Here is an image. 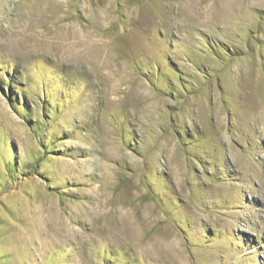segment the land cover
Segmentation results:
<instances>
[{
  "label": "rangeland",
  "instance_id": "obj_1",
  "mask_svg": "<svg viewBox=\"0 0 264 264\" xmlns=\"http://www.w3.org/2000/svg\"><path fill=\"white\" fill-rule=\"evenodd\" d=\"M0 264H264V0H0Z\"/></svg>",
  "mask_w": 264,
  "mask_h": 264
},
{
  "label": "trees",
  "instance_id": "obj_2",
  "mask_svg": "<svg viewBox=\"0 0 264 264\" xmlns=\"http://www.w3.org/2000/svg\"><path fill=\"white\" fill-rule=\"evenodd\" d=\"M15 102H17V101L15 100ZM10 103H11V101H10ZM12 104H13V102H12ZM12 104H11V105H12ZM13 107H14V106H13ZM31 128L33 129V127H31ZM13 167H14V166H13ZM14 169H15V167H14ZM29 174H30V173H29Z\"/></svg>",
  "mask_w": 264,
  "mask_h": 264
}]
</instances>
